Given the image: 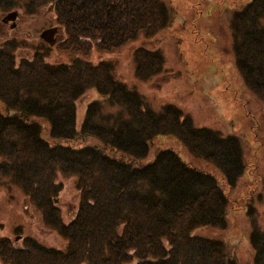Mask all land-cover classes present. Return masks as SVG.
<instances>
[{"label":"trees","instance_id":"trees-1","mask_svg":"<svg viewBox=\"0 0 264 264\" xmlns=\"http://www.w3.org/2000/svg\"><path fill=\"white\" fill-rule=\"evenodd\" d=\"M8 2L0 0V6ZM44 2L66 34L61 46L83 53L91 41L108 50L133 40L138 31L152 37L168 15L163 0H28L26 5L33 9ZM231 30L241 80L264 102V0H249L235 11ZM14 49L11 39L0 43V175L22 191L65 246L48 247L26 237L22 247L13 248L0 237V264H126L132 258L134 264H237L220 241L194 232L225 226L229 201L214 176L169 146L157 147L147 163H136L154 135L172 134L233 186L243 169L235 135L194 125L169 102L160 111L149 109L136 90L113 77L107 60L73 56L50 62L36 49L16 62ZM132 57L139 79L161 68L157 50L137 45ZM88 87L101 98L85 103L76 127L77 98ZM103 103L119 107L101 114ZM44 123L55 142L42 135ZM77 135L98 143L57 141ZM56 171L76 177L79 200L66 223L51 203L59 186ZM251 227L252 264H264V231L252 218Z\"/></svg>","mask_w":264,"mask_h":264},{"label":"rangeland","instance_id":"rangeland-1","mask_svg":"<svg viewBox=\"0 0 264 264\" xmlns=\"http://www.w3.org/2000/svg\"><path fill=\"white\" fill-rule=\"evenodd\" d=\"M248 1L163 0L168 8L167 20L152 37L145 38L139 33L135 39L108 50L99 49L91 41L85 53L61 46L60 41L65 37L61 27L54 34L57 40L52 45L39 37L42 30L56 24L49 3L30 9L32 7L26 5L28 0H9L7 7L0 6V43L10 39L14 41L16 62L20 57H29L36 49L41 50L44 59L50 62L70 61L74 55L93 63L107 60L113 76L136 90L149 109L160 111L163 104L169 102L187 114L194 125L236 136L243 169L233 186L225 183L215 165L201 156L190 154L172 134L154 135L146 155L136 162L149 161L157 147L169 146L182 160L214 176L229 201L225 226L222 229L201 227L194 232L220 241L237 264H252L251 218L257 228L264 231V102L260 95L257 97L243 84L231 50L233 13ZM10 10L18 13L16 25L12 27L10 21H1V17ZM136 45L160 52L162 64L156 75L147 79L135 76L132 49ZM98 96L96 89L88 87L77 98L76 127L85 103L92 98L99 99ZM104 103L106 110L101 114L119 107ZM44 129L45 123L42 135L49 142H55L49 139ZM57 141L73 146L98 143L89 135ZM105 151L113 154L111 149L105 148ZM75 180V176L59 171L54 175V182L59 186L51 197V203L56 206L63 222L70 220L77 208L79 195ZM0 236L9 239L15 248L19 242L14 238L19 236L35 239L48 247L65 246V239L44 226L40 211L6 175H0ZM126 264H134V259Z\"/></svg>","mask_w":264,"mask_h":264},{"label":"water","instance_id":"water-1","mask_svg":"<svg viewBox=\"0 0 264 264\" xmlns=\"http://www.w3.org/2000/svg\"><path fill=\"white\" fill-rule=\"evenodd\" d=\"M15 15H16L15 10L9 11L5 14V16L3 17L2 20H6V19H12L13 20ZM12 25H14V23H12L11 26ZM54 30H55V27L46 28L40 32L39 36L41 38H43L44 40H46L48 43H52L53 42L52 34H53Z\"/></svg>","mask_w":264,"mask_h":264},{"label":"flooded vegetation","instance_id":"flooded-vegetation-1","mask_svg":"<svg viewBox=\"0 0 264 264\" xmlns=\"http://www.w3.org/2000/svg\"><path fill=\"white\" fill-rule=\"evenodd\" d=\"M8 21V20H7Z\"/></svg>","mask_w":264,"mask_h":264}]
</instances>
